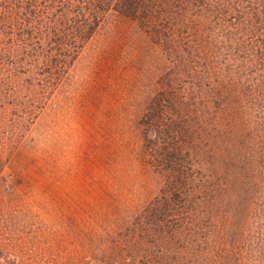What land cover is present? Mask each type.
I'll return each mask as SVG.
<instances>
[{
    "label": "rangeland",
    "instance_id": "rangeland-1",
    "mask_svg": "<svg viewBox=\"0 0 264 264\" xmlns=\"http://www.w3.org/2000/svg\"><path fill=\"white\" fill-rule=\"evenodd\" d=\"M103 1L0 12V264H264V75L205 11Z\"/></svg>",
    "mask_w": 264,
    "mask_h": 264
},
{
    "label": "trees",
    "instance_id": "trees-1",
    "mask_svg": "<svg viewBox=\"0 0 264 264\" xmlns=\"http://www.w3.org/2000/svg\"><path fill=\"white\" fill-rule=\"evenodd\" d=\"M117 3L119 0H111ZM147 0H132L139 11ZM154 10H162L163 0H154ZM181 11H205L212 19L213 27L223 34H230L227 47L254 73L264 75V0H175ZM103 0H2L0 12L12 11L18 14L21 29L26 28L33 37L40 35L35 25L45 28L50 25L71 27L78 18L86 20L91 11L97 12ZM133 4V5H132ZM129 5V4H128ZM129 5V7H131ZM146 8V7H145ZM144 8V9H145ZM131 9H134L131 7ZM143 9V10H144ZM152 9V8H151ZM150 10V9H149ZM147 11V9H146ZM151 11V10H150ZM54 12V13H53ZM50 19L49 15H54ZM184 15V14H183ZM98 16V15H96ZM182 16V15H181ZM183 17V16H182ZM63 18V19H62ZM23 23V24H22ZM185 26L187 28V23ZM34 28V29H33ZM33 31V32H32ZM30 32V33H29ZM36 41L43 38L37 37ZM210 39V36H209ZM258 65V66H257ZM244 66H240V69Z\"/></svg>",
    "mask_w": 264,
    "mask_h": 264
}]
</instances>
